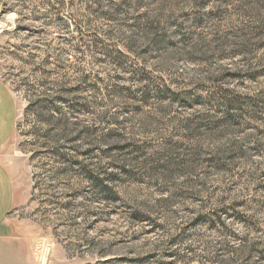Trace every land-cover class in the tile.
I'll return each mask as SVG.
<instances>
[{
  "label": "rangeland",
  "instance_id": "obj_1",
  "mask_svg": "<svg viewBox=\"0 0 264 264\" xmlns=\"http://www.w3.org/2000/svg\"><path fill=\"white\" fill-rule=\"evenodd\" d=\"M0 80L27 264H264V0H0Z\"/></svg>",
  "mask_w": 264,
  "mask_h": 264
},
{
  "label": "crops",
  "instance_id": "obj_2",
  "mask_svg": "<svg viewBox=\"0 0 264 264\" xmlns=\"http://www.w3.org/2000/svg\"><path fill=\"white\" fill-rule=\"evenodd\" d=\"M17 123L16 101L0 80V148L13 134ZM18 198L9 169L0 158V264H27L15 240V225L9 220Z\"/></svg>",
  "mask_w": 264,
  "mask_h": 264
},
{
  "label": "trees",
  "instance_id": "obj_3",
  "mask_svg": "<svg viewBox=\"0 0 264 264\" xmlns=\"http://www.w3.org/2000/svg\"><path fill=\"white\" fill-rule=\"evenodd\" d=\"M58 101V100H57ZM56 101V102H57ZM55 103V101H50V102H47L46 104H42V101L40 100V101H35L31 106L29 105L28 106V109H31V107H37L38 108V111L41 113V114H43V113H48V115L50 116V117H52L53 118V116L54 115H56V114H58V113H60V110H61V108H60V106H58V105H56V104H54ZM222 103L223 104H225L226 106H232L233 104H234V101H232V100H227V99H224V100H222ZM59 120H61V119H59ZM64 124V123H63ZM61 125V124H60ZM61 129V128H60ZM85 174V173H84ZM86 177L89 179V181L93 184V185H95V187L94 188H96L97 190H98V187H102V189L104 190V191H106V192H110V191H112V189H113V187H112V185H111V183H112V180H113V178H111L110 176H112L113 174H107V177L108 178H105V177H103V178H101L100 180H96L95 181V178L96 177H93L92 176V174H90V173H88V172H86ZM259 177L260 178H264V169L263 170H261V172L259 173ZM95 183H94V182ZM104 181L106 182V184L104 185V186H101L100 185V182L101 183H104ZM99 184V185H98ZM97 185H98V187H97ZM255 188L254 189H259V190H261V191H264V182L263 181H259V183L258 184H256L255 186H254ZM258 203H260V205L263 207L264 206V201H258ZM263 209H264V207H263ZM219 211H221V210H219ZM222 214H224V217L225 216H229V217H231L230 215H228V213L226 214V212H222ZM242 221V220H241ZM214 222L218 225V227L220 226V229L222 230L223 228H226V225L224 224V219H222V217H220V216H217L216 217V219L214 220ZM243 223H244V221H243ZM250 228V230H254V232H256V231H258L259 229L258 228H256L255 226H253V227H249ZM222 235H226L225 233H222ZM234 238L236 237L237 238V236L236 235H234L233 236ZM181 239H182V237H181V233L180 234H178L177 236H175V237H171V238H168V240H167V242H166V244H167V247L165 248V251H168V250H170V249H172V247L173 246H175V245H177L178 243H179V241H181ZM238 239H240V238H238ZM245 239L246 238H243V237H241V242H245ZM254 244H257V243H254ZM253 244V245H254ZM249 253H250V251H248ZM177 255V254H176ZM165 256H175V254L174 255H172V253H166L165 254ZM247 256H248V254H247Z\"/></svg>",
  "mask_w": 264,
  "mask_h": 264
}]
</instances>
